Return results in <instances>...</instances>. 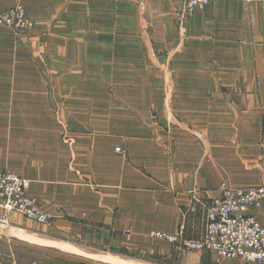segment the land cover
Here are the masks:
<instances>
[{
  "label": "crops",
  "instance_id": "crops-1",
  "mask_svg": "<svg viewBox=\"0 0 264 264\" xmlns=\"http://www.w3.org/2000/svg\"><path fill=\"white\" fill-rule=\"evenodd\" d=\"M15 5L32 27H0V173L53 220L0 211V264H251L150 233L198 240L222 183L264 188V0L211 1L184 36L179 0ZM249 214L264 226V199Z\"/></svg>",
  "mask_w": 264,
  "mask_h": 264
},
{
  "label": "built area",
  "instance_id": "built-area-1",
  "mask_svg": "<svg viewBox=\"0 0 264 264\" xmlns=\"http://www.w3.org/2000/svg\"><path fill=\"white\" fill-rule=\"evenodd\" d=\"M211 1H240L250 4L253 0H179L177 27L184 36L188 20L203 10ZM0 27L17 33L27 32L32 22L26 10L15 5L0 9ZM117 154H123L116 147ZM30 182L16 174L0 173V211L14 212L37 224L47 225L53 216L43 211L38 199L28 194ZM264 199V188H232L222 183L219 196L206 207L204 231L200 239H188L182 233L167 235L151 232L150 237L174 245L179 251L213 254L225 260L264 264V226L250 209L258 207ZM8 226L7 218L0 215V227Z\"/></svg>",
  "mask_w": 264,
  "mask_h": 264
},
{
  "label": "rangeland",
  "instance_id": "rangeland-1",
  "mask_svg": "<svg viewBox=\"0 0 264 264\" xmlns=\"http://www.w3.org/2000/svg\"><path fill=\"white\" fill-rule=\"evenodd\" d=\"M111 262V261H110ZM113 263H115V264H128V263H123V261H112Z\"/></svg>",
  "mask_w": 264,
  "mask_h": 264
}]
</instances>
